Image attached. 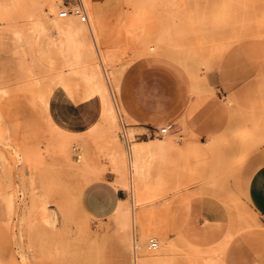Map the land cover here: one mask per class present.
I'll list each match as a JSON object with an SVG mask.
<instances>
[{"label":"rangeland","instance_id":"374dc122","mask_svg":"<svg viewBox=\"0 0 264 264\" xmlns=\"http://www.w3.org/2000/svg\"><path fill=\"white\" fill-rule=\"evenodd\" d=\"M79 4L87 23L74 13L59 17L63 0H0V103L19 96L39 126L38 136L21 146L0 125V264H225L227 245L241 232L262 255L254 264H264V204L255 201L254 186L264 177V0H75L71 8ZM54 18L79 33L64 34ZM112 19L119 20V33L106 28ZM244 39L260 45L255 74L218 98L212 83L220 57L227 44ZM95 73L112 117L104 114ZM141 79L152 82L149 89L167 88L175 104L195 98L215 107L217 132L204 144L197 141L204 147L200 155L180 150L179 142L188 140L172 130L152 136L137 128L146 122L134 97ZM147 140L158 148L135 158L132 147ZM163 146L177 149L175 170H159L166 162ZM118 153L124 178L116 173L122 161L112 162ZM96 181L127 192L135 222L130 213L128 224L119 220L118 227L130 234L128 261L106 258L107 239L84 208L83 191ZM182 191L214 209L215 221L204 226L221 234L175 245L137 221L135 211ZM133 239L141 243L136 255ZM149 239L158 246L149 248Z\"/></svg>","mask_w":264,"mask_h":264},{"label":"crops","instance_id":"0c3cea01","mask_svg":"<svg viewBox=\"0 0 264 264\" xmlns=\"http://www.w3.org/2000/svg\"><path fill=\"white\" fill-rule=\"evenodd\" d=\"M63 1L64 8H69L75 0ZM110 23L108 24V21L105 23L106 28L111 26L113 34L119 33V30H116V27H121L119 20L112 19ZM259 48L257 41L244 39L232 44L224 51L213 74L212 85L214 94L218 98H224L227 94L238 90L253 77L257 68ZM150 82L148 79H141L135 84L134 97L138 104L136 112L140 120H146V122L137 123V128H143L148 133L153 129L157 134V123L169 119L167 123L172 124L171 130L181 139L188 140L179 142L180 150L191 152L193 157L200 155L204 147L198 145L197 141L204 144L202 140L217 132L214 130L217 125L213 120L215 107L205 108L204 101L195 98L183 104H175L171 91L167 88L157 90L155 87L153 89L150 87L149 89L148 83ZM25 103L16 95L0 103V125L5 128L16 144L21 146L25 139H35L39 131V126H33L29 119L31 112L28 109L25 110ZM181 105H183L182 109L178 110L176 107L179 108ZM44 115L47 123L48 108L44 111ZM136 144L140 146L137 147L138 149L132 147V154L135 158L158 148L154 140L140 141ZM161 149H163L166 162L159 170H175L177 149L164 146ZM195 165L198 164L193 162V166ZM254 183L255 201L263 205L264 202L261 201L262 196L260 195L264 194V177L255 178ZM257 188L261 194H258ZM126 197L127 192L123 188H115L108 181L93 182L83 191L84 208L93 220L97 233L102 235V240L107 239L104 253L111 262H125L130 256L129 231L126 228H119L118 222L113 218L119 204L125 202ZM201 202L200 199L191 198L188 191L170 193L163 198V203L160 201L150 208L135 211V217L145 229L158 231L166 240L175 245L182 244L185 237L186 240H197L198 242L200 235L222 233L212 230L210 226H204L206 222L209 224L214 222L216 216L212 214L214 209H210L203 204L204 202ZM251 241L252 238L247 232H241L238 237L230 241L224 254L225 264H254L260 251L251 245Z\"/></svg>","mask_w":264,"mask_h":264},{"label":"bare ground","instance_id":"6f19581e","mask_svg":"<svg viewBox=\"0 0 264 264\" xmlns=\"http://www.w3.org/2000/svg\"><path fill=\"white\" fill-rule=\"evenodd\" d=\"M60 2H62V0H59ZM184 1V0H183ZM53 10V9H52ZM52 10H50V11H52ZM54 11V10H53ZM55 13V12H54ZM59 13V12H58ZM52 14H53V12H52ZM59 15V14H58ZM53 16H55V15H53ZM52 19H53V17H52ZM54 22V25H57V29L58 30H60L61 32H63L64 34H68V33H71L73 30H75L76 32H78L76 29H74L73 27H72V25L71 24H64V25H62V24H58V22L55 20V18H54V20H53ZM35 25H37V23L35 24ZM78 29L80 30V31H82V32H84V30H85V26H84V24H78ZM90 31H91V33H92V35L93 36H97L98 35V27H97V25L96 26H94L92 29H90ZM79 33V32H78ZM239 38V37H238ZM236 41H237V38L235 39ZM234 40V41H235ZM233 41V40H232ZM229 45H231V43L230 44H227V46H225V50L229 47ZM84 47H85V49L87 50V52H88V54H90L91 55V46L89 45V44H87V43H84ZM89 55V56H90ZM145 61V60H144ZM152 65V64H151ZM136 75L138 74V73H135ZM139 75V74H138ZM130 77V76H129ZM131 78H132V76H131ZM92 79H94V81H95V87H96V90H97V92L99 93V95H100V97H101V99H102V102H103V105H104V114L106 115V116H113V114H112V110H111V106H110V103H109V101H108V99H107V93H106V91H107V89H106V87H105V85H104V83L100 80V78L98 77V74L97 73H95L94 75H93V77H92ZM131 80V79H130ZM179 100V99H178ZM238 112V111H237ZM232 114H233V112H232ZM239 116V115H238ZM240 117V116H239ZM234 120H237V119H234ZM255 120V119H254ZM150 144V143H149ZM152 144V143H151ZM141 145H142V143H141ZM138 146H140V145H138V144H135L134 145V149L135 148H137ZM147 147H148V145H147ZM138 149V148H137ZM143 149H144V146H143ZM146 150V149H145ZM135 153V152H134ZM139 153V152H138ZM116 156H117V154H112V162H114V163H117V165L119 166V164L121 163V161H122V166H121V168H119L118 170H120L119 172H116L117 174H118V176H119V174L122 176V178H124V176H126V165L124 164L125 162H124V160H123V158H124V156L123 155H121V153H120V156H119V153H118V158H116ZM137 156V155H136ZM124 162V163H123ZM83 165H85V164H83ZM87 167V166H86ZM85 168V167H84ZM117 170V171H118ZM117 174H115V175H117ZM123 174V175H122ZM99 176L100 175H98V174H96V175H94V177H93V179H95V180H97V179H99ZM120 176V177H121ZM116 177V176H115ZM117 179V178H116ZM118 180H120V179H118ZM87 181V180H86ZM126 181V180H125ZM88 182V181H87ZM87 182H85V184H87ZM121 182V181H120ZM122 182H123V180H122ZM129 182V181H128ZM84 184V185H85ZM124 185H127L126 183L124 184ZM123 186V185H122ZM85 187V186H84ZM128 188V187H127ZM81 189H83V187H80V189L78 190V193H76V194H80V192H81ZM81 195V194H80ZM76 196H78V195H76ZM80 198V197H79ZM79 202V201H78ZM131 213V219H132V222H135V219H134V214H133V212H132V210H130L129 209V207L126 205V203L125 202H121L120 204H119V206H118V208H117V210L115 211V213L113 214V218L115 219V221L116 222H119V220H123V222L125 223L126 221H128V217H129V214ZM127 224H128V222H126ZM228 243V242H227ZM225 245V244H224ZM158 246V244H156L155 245V247L154 248H156ZM133 249H134V254L136 255L139 251H141V243L140 242H135V239H133Z\"/></svg>","mask_w":264,"mask_h":264},{"label":"built area","instance_id":"2783aa9c","mask_svg":"<svg viewBox=\"0 0 264 264\" xmlns=\"http://www.w3.org/2000/svg\"><path fill=\"white\" fill-rule=\"evenodd\" d=\"M76 14L77 16H79V19L81 22L83 23H87L88 22V18H87V15L85 14V11H84V8L81 4L75 6L74 8H71V7H65L64 10L60 11L59 12V17H67L69 14ZM172 129V124H167L166 126L164 127H161L157 130V134L156 135H164L166 133H168L170 130ZM149 135H152V136H155V132L154 131H150L148 133ZM121 135H122V138L125 142V144L128 146V141L126 139V133H125V130H124V126L122 125V129H121ZM157 243L153 240V239H149L148 241V247L149 248H154L155 245Z\"/></svg>","mask_w":264,"mask_h":264}]
</instances>
